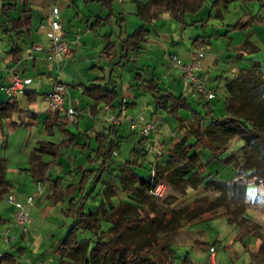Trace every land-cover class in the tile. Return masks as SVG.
Listing matches in <instances>:
<instances>
[{
	"label": "crops",
	"instance_id": "0c3cea01",
	"mask_svg": "<svg viewBox=\"0 0 264 264\" xmlns=\"http://www.w3.org/2000/svg\"><path fill=\"white\" fill-rule=\"evenodd\" d=\"M205 1H211L212 8L216 9L215 15L221 18L223 8L221 0H203L202 6ZM53 6L58 8L63 19L60 34L69 42L72 49V56L69 59L54 57L50 49L47 30ZM24 9L26 10L23 11ZM197 11L186 12L177 18L167 5L153 3L151 0H107V3L104 0H0V102L8 99L6 87L11 81V72L30 79L22 90L23 94L18 92L13 97L19 110L0 116V264H22L21 260L24 259L18 251L21 253L26 250L28 245L26 235H29L30 240L33 234L40 230V225L50 215L47 211L48 205L64 201V180L60 175L56 176V180L53 179L54 167H58L57 172L61 173L60 171H65L66 167L70 166L69 162L73 160L70 153L75 152L74 146L86 144V149L88 147L89 151L95 150L96 148L91 147L93 135L97 132H106V126L102 128L99 126L102 121L108 122L110 116L120 117L125 113L135 117L133 108L140 104L141 99H145L151 109L149 119L155 124V134H150L154 141L145 144L148 140L146 137L142 139L139 135L140 138L137 139L139 145L131 148L130 153L133 155L141 153L144 158L149 153H155L156 160V150L166 153L173 143L181 139L176 133L180 132L181 127L188 129L190 124L188 118L191 120L190 113L186 112L188 109H180L177 113H172L169 106L156 109L154 98L146 87L152 80L163 90L188 100V92L194 90L182 78L180 72L170 66V58L177 55L182 61L187 62L198 48L204 50L203 47L211 43L212 34H197L192 37L190 33L193 28L198 29L200 26L203 29L208 24V20L195 17ZM26 14L29 18L23 25L20 18ZM221 24L225 26V22L222 21ZM228 25L231 23L227 24V29L220 32L221 34L225 35L230 31ZM138 28L142 29L138 49L125 50L123 40ZM188 39L191 40L190 45ZM34 46L40 48L34 49ZM206 55L207 52L201 60L199 75L207 86L211 80L210 68L220 58L218 55L207 57ZM256 64L262 67L259 61H252V64L241 67L236 72L229 71L228 74L217 75L224 78L222 91H227L226 84L232 81L230 78H236L243 70L254 68ZM58 81L66 85L65 104H72L77 109L72 122H68L66 116L57 109L50 107L44 98V93ZM90 83H102L108 88H113L117 93V99L110 104L99 103L94 106L93 100L83 93L84 87ZM209 89L214 90V85ZM141 92L147 94L141 95ZM21 95H24V98ZM21 97V100L25 101L24 104L20 102ZM188 102L190 103L189 100ZM223 104L224 109L221 113L226 107L224 102ZM169 114L178 121L174 126L170 123ZM85 116L86 121L83 122L81 119ZM113 119L111 122L115 126L122 123L119 119L118 123H114ZM19 130L23 132H18ZM19 133L21 138L17 147L20 148L18 153L20 159L10 164L7 155L9 140L12 135ZM131 133L136 134L132 130ZM84 134L89 137L88 141L80 143L78 140L84 137ZM118 136L119 139L122 138L119 132ZM46 142L55 145L56 153L37 149L41 143ZM134 148L138 151H134ZM129 157L131 155H127L123 160L115 159L111 169L124 166L125 160ZM138 158L144 162L145 167L137 171L145 174L148 170L146 166H152L154 161L148 165L142 157ZM87 160L97 164L90 158V153ZM45 162H51V167L43 173L42 164ZM69 170L71 169L68 168L67 171ZM111 171L105 180V187L109 178L118 172L114 170L115 173L112 175L114 171ZM38 181L41 190L37 189ZM69 184H74L72 179L66 185ZM9 194L20 202L33 197V205L29 209L33 224L27 233L20 232L13 223L14 206L6 199ZM91 197L92 195L86 201L88 209L100 202L94 198V202L98 203L90 206ZM106 199L112 203L109 197ZM72 203L67 206L64 203L62 211L55 212L59 217L70 220L69 223H65L67 227L71 217L67 216L66 209ZM54 225H45L44 229L51 227V231L48 229L46 234L53 233ZM67 227L65 233L55 238L53 244L54 254L58 257L57 263L53 258H48L45 263L44 256L40 257L39 253H33L37 259L32 261L33 264H69L72 259L67 260V263L62 262L57 251ZM198 244L203 246L201 242ZM210 253L208 264H216L215 256Z\"/></svg>",
	"mask_w": 264,
	"mask_h": 264
},
{
	"label": "rangeland",
	"instance_id": "374dc122",
	"mask_svg": "<svg viewBox=\"0 0 264 264\" xmlns=\"http://www.w3.org/2000/svg\"><path fill=\"white\" fill-rule=\"evenodd\" d=\"M246 1L249 3H245L243 0H229L224 3L222 6L221 18L215 15L216 9L212 8L211 1H205L203 6L195 14V17L206 21L208 20V24L204 26L203 29L198 26V29L193 28L190 31L191 35H193L192 37L197 34H212L211 43L205 45L203 48L207 52L206 57L209 55H218L220 58L216 64H212L214 68L213 66L210 68L211 80L206 86L207 88L212 85L215 87L213 90L214 96L211 98L209 105L214 109L216 114L223 111V102L225 104H227V102L228 104H232V102L236 101L237 106L234 112L238 113L247 109L249 105L255 103V101L259 99L261 94H264L261 92L262 89L255 90L252 85H248L247 83H237L234 81V77L229 79L233 82V90L231 92L225 90V93L222 91L224 78L221 76L217 77V75H221L222 73L228 74L229 71L236 72L241 67H247L252 64V61H259L262 67H256L255 71L261 76V80L264 81V5H261L264 4V1ZM237 20L247 23L241 28L230 29L225 35L220 33L227 29L228 23L234 24ZM222 21L225 22V26L221 24ZM190 42L191 40L188 42V45H190ZM211 58L209 59L210 61ZM126 72L125 70V73ZM19 93L23 94L22 91H19ZM140 94L146 95L147 93L141 92ZM21 96L23 97L24 95ZM22 97L20 98V102L24 104L25 101L24 99L23 101L21 100ZM188 100L193 108L202 110V112L205 111V101L195 90L188 92ZM147 102L148 101L145 99H141L140 104L135 105L132 110L135 114L134 116L141 115L149 119L148 115H150L151 109L148 104H146ZM186 112L190 113V110H186ZM132 117L130 113H125L120 117L110 116L108 122L102 121L99 124L101 128L106 126L105 131H107L109 125H112L111 120L113 118L122 121V123L116 125V127L118 126L119 134L122 135L121 139L118 138L120 140V145L115 149L113 156L117 161L123 160L127 155L132 156L133 154L130 153L131 148L139 145L137 139L140 138V136L137 133L133 135L131 129H129L128 122ZM168 117L171 119L170 123H172V126L178 122L171 114H169ZM66 120L69 122L68 118ZM81 120L83 122L86 121V116ZM91 120L94 119L91 118ZM189 122H191V120L188 118V124ZM18 132L22 133L23 131L19 130ZM21 133H19V135H12L9 140L7 155L10 164L20 159V155L18 154L20 148L17 146L20 143ZM192 133L191 128L188 126V129L181 127L180 132L176 134L180 138L186 137L188 140H192ZM154 134V132L151 133V135ZM151 135L149 134L146 136L145 139L148 141H145V144H150L149 142H152V140L154 141L153 137L150 138ZM245 135V133H241L239 136L217 139L216 141L219 143H229L230 147L218 157L214 156L211 160L209 149L202 146L200 159L206 164V173L214 176L219 172L221 181L215 182L209 180L207 182H202L197 188H192L184 182L182 183L181 190L174 188L168 183L159 184L149 193L148 197L142 200L141 205L135 206L126 204L121 216L134 218L137 215L141 216L144 210H146L145 212L151 209L162 210L167 206H171L180 212L184 206L196 196L209 195L211 198L215 199L213 213L216 217L204 221L195 219L187 221L185 219H180V223L183 227L172 241L176 255V264H208L209 253L212 250L214 252L216 264H264V180L260 181L258 187L257 184L248 183L245 192L242 186H236L232 183L227 184L222 181H230L228 177L232 175L233 171H235L239 165L257 167L264 164V154H261L260 151L253 146L252 141ZM83 136L84 137H80L78 140L80 143L88 141L89 137L87 134ZM91 142V147L95 149L97 143L95 135H93ZM157 142L156 144L158 147L160 141ZM74 147L75 152L70 153V156L73 158V162H69L70 166H67L65 171H60L61 173L57 172L58 167H54L55 170L53 174L55 177L53 179L56 180V176L60 175V178L64 180V201H56V203L52 202L51 205H48L47 211L50 212V215L40 225V230L33 234L30 240L29 235H26L28 243L27 248L21 253L18 251L24 259L21 260L22 264H33L32 261L37 260L33 253H39L40 257L44 256L45 263H47L48 258H53L55 263L58 261L57 255L54 254L53 244L55 243V238L57 239L65 233L67 227L65 223L70 220L59 217L55 212H58V210L60 211L64 203L65 206H67L78 197L75 192L70 194L66 193V184L70 182V179L73 180V183H78L80 177L84 173L82 169H91L97 166L95 163L87 160V156L91 151H89L88 147L86 149V144ZM154 154L155 153H149L144 158L141 153H137L148 165H151V163L155 161ZM227 156L229 157L223 161L222 159ZM62 157L63 156H61V158ZM65 158L69 161L67 156H65ZM77 164H82L84 166H76ZM110 166H114V162ZM146 167L149 168V166ZM68 168L71 170L67 171ZM114 173L115 171L112 175ZM104 174L105 175L102 177L104 181L101 179L96 183L95 189L91 194L92 200H90V204H88L94 206L98 203L94 202V198L96 201H100L102 198L105 199L106 197L110 198L113 205H117L123 201L126 202L128 197L119 184L118 178L115 177L116 174L112 178H109L107 187H105V180L108 179V170H105ZM261 175H264V173ZM262 178H264V176H262ZM104 187L105 189H103ZM86 207V209H88V206ZM222 211L235 212V214L232 218L219 216V213ZM50 224H55L54 227H52L54 229V234L52 232L46 234L48 229L51 231V227H46L45 229L44 227ZM103 227L108 229L110 224L103 222ZM152 230V225L139 227L135 232L126 234L125 238L129 241L141 243L144 236ZM167 233H172L171 226L158 229L156 231V236L163 237ZM200 242L203 246L198 244ZM69 264H81V262L78 258H74L69 261ZM106 264L109 263L107 262Z\"/></svg>",
	"mask_w": 264,
	"mask_h": 264
},
{
	"label": "trees",
	"instance_id": "16d2710c",
	"mask_svg": "<svg viewBox=\"0 0 264 264\" xmlns=\"http://www.w3.org/2000/svg\"><path fill=\"white\" fill-rule=\"evenodd\" d=\"M151 1L167 5V8L177 18L186 12H196L203 3V0ZM228 1L221 0L223 4ZM104 2L107 3V0ZM28 18L29 15H22L20 22L24 25ZM244 25L245 23L239 20L228 25V28H241ZM141 35L142 29H136L123 40L124 49L127 51L138 49L137 45ZM255 67H260V64H256ZM255 67L243 70L234 81L239 84L252 85L255 90L262 89L261 92L264 93V81L256 73ZM226 87L227 91L231 92L233 82H227ZM146 88L154 98L156 109L169 106L172 113H177L180 109L190 110L189 127L194 138L188 140L183 137L177 140L166 150V153L156 150V160L145 174H141L137 170L145 166L137 155L127 158L124 166L111 169L110 165L115 162L114 151L119 146V136L115 124H112L106 132H97L95 135L96 149L90 152V158L97 162V166L91 169H82L84 173L78 183L69 184L66 189L68 194L77 191L78 197L66 209V214L71 217V222L57 248L62 262L67 263L69 259L78 258L81 264H106L107 262L109 264H176L172 241L183 227L180 219L204 221L215 218L216 215L213 213L215 199L206 194L196 196L180 212L171 206L162 210L151 209L148 212L143 209L144 213L134 218L121 216L125 205H141L142 200L162 183H168L181 190L184 182L192 188H197L202 182L221 181L219 172L214 176L206 173V164L200 159L202 146L209 149L210 160L229 149V143H219L216 141L217 139L245 133V136L252 141L253 146L261 154H264V94H261L255 103L243 111L234 112L237 106L235 101L232 104L227 102L225 111L216 114L209 105L211 99L204 102L205 111L202 112V110L193 108L187 99L163 90L152 80L147 83ZM83 93L93 100L94 106L99 103L110 104L117 99L116 91L102 83H90L84 87ZM18 110L17 101L13 97H8L6 101L0 102V116L9 115ZM145 137L142 136V139ZM142 139L139 141L140 143ZM54 147V144L46 142L41 143L37 149L54 154L56 153ZM134 151L138 150L134 148ZM228 157L222 160L224 161ZM50 167L51 162L43 163L42 172L44 173ZM105 170H108L109 174L110 170H118L116 175L128 199L126 202L113 205L108 199L102 198L95 207L86 209V201L94 191L96 183L102 179ZM262 173H264V164L257 167L239 165L228 177L230 181H222L242 186L245 192L248 183L257 184L258 187L260 181L264 180ZM102 181L104 180L102 179ZM234 214L235 212L222 211L219 216L232 218ZM103 222L109 223L110 227L104 228ZM147 225H152L153 230L144 236L141 243L125 238L126 234L133 233L137 228ZM168 226H171L172 233H167L163 237L156 236L158 229Z\"/></svg>",
	"mask_w": 264,
	"mask_h": 264
},
{
	"label": "built area",
	"instance_id": "2783aa9c",
	"mask_svg": "<svg viewBox=\"0 0 264 264\" xmlns=\"http://www.w3.org/2000/svg\"><path fill=\"white\" fill-rule=\"evenodd\" d=\"M264 1V0H260ZM49 23L47 35L49 38L50 49L52 55L56 58L69 59L72 56V49L69 42L62 37L60 31L62 29L63 19L59 14L56 6H53L49 15ZM39 46H34V49H39ZM206 51L198 48L193 54V57L187 61H182L177 55H172L170 58V66L179 71L182 78L187 82L193 90H195L203 100L208 101L214 96L212 89L206 87L205 83L201 80L199 69L201 67V60L205 56ZM11 81L6 87L7 97H14L19 91L29 83L30 79L22 77L17 73L11 72ZM66 85L58 81L53 84L52 88L44 93V98L48 105L57 109L59 112L65 114L70 122L74 121L77 109L72 104H65ZM114 123L119 121L114 118ZM129 128L140 136H148L155 131V124L144 116H135L129 120ZM40 182H37V189L40 190ZM8 202L13 204V223L17 226L20 232H27L33 224V218L30 214V208L33 205L32 197H28L25 202L17 201L12 195H7ZM210 255H214L211 252ZM41 264V263H38ZM215 264V263H210Z\"/></svg>",
	"mask_w": 264,
	"mask_h": 264
}]
</instances>
